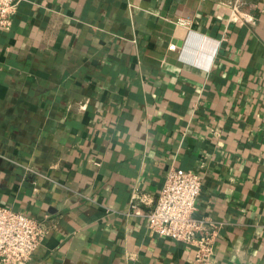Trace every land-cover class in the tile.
<instances>
[{
	"label": "crops",
	"instance_id": "0c3cea01",
	"mask_svg": "<svg viewBox=\"0 0 264 264\" xmlns=\"http://www.w3.org/2000/svg\"><path fill=\"white\" fill-rule=\"evenodd\" d=\"M172 167L221 224L211 264H264V0H22L0 30V207L41 226L26 264H195L145 217Z\"/></svg>",
	"mask_w": 264,
	"mask_h": 264
},
{
	"label": "built area",
	"instance_id": "2783aa9c",
	"mask_svg": "<svg viewBox=\"0 0 264 264\" xmlns=\"http://www.w3.org/2000/svg\"><path fill=\"white\" fill-rule=\"evenodd\" d=\"M22 0H0V30H8ZM236 9L233 8V11ZM181 26L186 21L178 22ZM171 45L170 50H175ZM202 187L201 177L191 171L169 168L153 208L145 217L155 236L194 248L195 264H211L213 244L221 224L208 218L196 219V201ZM147 196L132 195L130 209L148 205ZM42 239L41 226L23 213L0 207V264H26Z\"/></svg>",
	"mask_w": 264,
	"mask_h": 264
}]
</instances>
